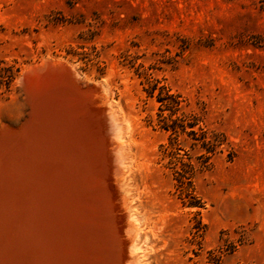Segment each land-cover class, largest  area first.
<instances>
[{
	"label": "rangeland",
	"instance_id": "1",
	"mask_svg": "<svg viewBox=\"0 0 264 264\" xmlns=\"http://www.w3.org/2000/svg\"><path fill=\"white\" fill-rule=\"evenodd\" d=\"M0 62L19 70L0 94V133L27 128L0 136V159L45 153L71 158L76 171L47 185L19 167L38 182L26 188L7 175L23 189L0 191V209H10L0 210V264H264V0H0ZM49 65L68 70L78 95H49L38 117L41 103L27 102L37 93L21 81ZM166 91L180 96L177 116H196L194 131L224 137L187 191L159 123L170 114L157 101ZM180 141L183 161L187 152L200 164V145ZM30 186L38 197L25 195ZM96 217L112 240L97 235Z\"/></svg>",
	"mask_w": 264,
	"mask_h": 264
},
{
	"label": "trees",
	"instance_id": "2",
	"mask_svg": "<svg viewBox=\"0 0 264 264\" xmlns=\"http://www.w3.org/2000/svg\"><path fill=\"white\" fill-rule=\"evenodd\" d=\"M17 73H19L18 69L0 62V94L10 91ZM158 96L159 98L157 101L161 104V107H164L165 110L170 112L167 116H163L162 113L158 114L161 128L166 132H170L168 138L169 146L165 151L169 153L175 162L180 163V171L176 172L175 179L178 189L187 191L192 187V178L196 171L201 167L207 168V166L210 165V160L217 153V149L223 144L224 137L220 135V137H222L221 140L219 135H209L207 131L202 128H199V133L194 131L193 128L198 123L195 115L190 114L185 116L182 114L181 116H177V112L182 109L180 96L169 94V91H166L164 96H162L161 93H159ZM161 107L159 109L160 111H162ZM186 128L190 130L186 131ZM183 134L191 139L189 143L190 149H193L199 144L200 148L204 151L203 154L197 157V159L200 160V164H196L187 152L184 154L186 156V162H184L183 156L178 153L177 150L179 148L177 147L181 145L180 136Z\"/></svg>",
	"mask_w": 264,
	"mask_h": 264
},
{
	"label": "bare ground",
	"instance_id": "3",
	"mask_svg": "<svg viewBox=\"0 0 264 264\" xmlns=\"http://www.w3.org/2000/svg\"><path fill=\"white\" fill-rule=\"evenodd\" d=\"M46 63V62H45ZM46 65V64H45ZM67 65V64H66ZM61 66V65H60ZM32 68V67H31ZM34 68V67H33ZM32 68V69H33ZM43 68V67H42ZM71 70H73V68L71 69ZM24 74V73H23ZM72 77V76H71ZM77 77V76H76ZM55 96H56V93L54 94ZM58 95H59V93H58ZM53 96V95H52ZM51 96V97H52ZM57 97V96H56ZM60 99V98H59ZM64 99V98H63ZM50 100V99H49ZM58 100V99H57ZM56 100V98H55V101H57ZM55 101H54V103H55ZM65 101V100H64ZM68 103V102H67ZM64 105V104H63ZM53 106V105H52ZM54 106H57L56 104L54 105ZM62 106V105H61ZM65 106V105H64ZM37 107V106H36ZM36 107H35V109H36ZM51 107V106H50ZM59 107V106H58ZM66 107V106H65ZM38 108V107H37ZM51 109H52V107H51ZM66 110V109H65ZM40 111V110H39ZM52 111V110H51ZM54 111H55V109H54ZM79 111V110H78ZM73 112V111H72ZM44 113V112H43ZM51 112H49V114H50ZM52 113H54V112H52ZM52 113L50 114V115H52ZM57 113V112H56ZM76 113V112H75ZM66 114H67V112H66ZM54 115V114H53ZM43 117H46V116H43ZM55 117V116H54ZM63 117V116H62ZM56 118V117H55ZM65 118V117H64ZM44 119V118H43ZM57 119V118H56ZM40 120V119H39ZM55 120V119H54ZM66 120V119H65ZM62 121V120H61ZM42 122V121H41ZM49 122V121H48ZM72 122V121H71ZM74 122V121H73ZM36 123V122H35ZM53 123V122H52ZM34 124V123H33ZM51 124V123H50ZM50 124H49V126H50ZM71 124V123H70ZM38 125V124H37ZM43 125V124H42ZM54 125V124H53ZM53 125H51V126H53ZM35 126V125H34ZM33 126V127H34ZM44 126V125H43ZM55 126H58V125H55ZM41 127V126H40ZM47 127V126H46ZM50 128V127H49ZM53 128V127H52ZM59 128V127H58ZM8 129V128H7ZM10 129V128H9ZM33 129V128H32ZM35 129V128H34ZM33 129V130H34ZM37 129V128H36ZM36 129H35V131L34 132H36ZM47 129V128H46ZM48 130V129H47ZM50 130V129H49ZM80 129H78V131H79ZM33 132V133H34ZM39 132H40V130L38 131V134H39ZM44 133H46L45 131H44ZM49 133V132H48ZM37 134V135H38ZM49 134H51V132L49 133ZM42 135L44 136V134H43V132H42ZM48 135V134H47ZM72 135V134H71ZM26 136V135H25ZM28 136H30V135H28ZM40 136V135H39ZM43 136H41V137H43ZM73 136V135H72ZM27 137V136H26ZM41 137H40V139H41ZM47 137V136H46ZM112 137V136H111ZM29 139V138H28ZM35 140H38V142H39V139H37V138H34ZM33 139V141H35ZM9 140V139H8ZM45 140V139H44ZM49 140V139H48ZM52 140V139H51ZM23 141V140H22ZM33 141H32V143H33ZM53 141V140H52ZM43 142V140H41V143ZM47 142V141H46ZM57 142V141H56ZM59 142V141H58ZM61 142V141H60ZM87 142V141H86ZM23 143H24V141H23ZM23 143H21V144H23ZM31 143V144H32ZM50 143H51V141H50ZM63 143V142H62ZM80 143V142H79ZM7 144V143H6ZM19 144H20V142H19ZM25 144V143H24ZM33 144H35V143H33ZM49 144V143H48ZM48 144H46V145H48ZM55 144V143H54ZM87 144V143H86ZM90 144V143H89ZM45 145V146H46ZM60 145H62L61 143H60ZM93 145V144H92ZM36 146V145H35ZM44 146V145H43ZM43 146H40L42 149H44L43 148ZM56 146H57V144H56ZM67 146H69V145H67ZM66 146V147H67ZM74 146V145H73ZM73 146H72V148H73ZM15 147H17V145L15 146L14 145V147L13 148H15ZM20 147H22V146H20ZM20 147H17V148H20ZM33 147V146H32ZM47 147V146H46ZM28 148V147H27ZM38 148V147H37ZM49 148V147H48ZM79 148V147H78ZM77 148V149H78ZM84 148V147H83ZM80 149V148H79ZM78 149V150H79ZM82 149V148H81ZM92 149V148H91ZM94 149V148H93ZM93 149H92V151H93ZM5 150V149H4ZM16 150V149H15ZM19 150V149H18ZM57 150V149H56ZM83 150V149H82ZM84 150H85V148H84ZM13 151V150H12ZM20 151L22 152L23 151V149L21 150L20 149ZM27 151V150H26ZM47 151V150H46ZM91 151V153H93ZM38 152V151H37ZM40 152V151H39ZM44 152H45V150H44ZM49 152V151H48ZM52 152V151H51ZM27 153H29V152H27ZM27 153L25 154L24 153V151L21 153V155H16L15 157L14 156H12V160H10L11 162V166H10V164H9V160L6 162V160L5 159H0V175H2L3 177L0 179L1 181H0V188H1V193H6V192H9L10 191V193L12 192L13 193V197H14V195L16 194V196L17 197H19V193H20V191L23 189V188H21V190L20 189H18V185L19 184H22V186L23 185H27L28 184V186H29V184L31 183V182H29L30 180H32V181H36V183H38V182H44V181H46V180H49L48 182H51V181H54L55 180V178H57L56 176H61V178H62V176H65V177H63V179L65 178V180H66V183L67 182H69V180H73V179H71V176H72V178H74V175L76 174L75 172L76 171H74L73 170V166H72V159L71 158H66V159H64V158H60V159H58V160H55V161H53V159L52 160H50V159H46L45 157H44V155H45V153H44V155L43 154H39L36 158H34V159H30L29 158V156H27ZM31 153H32V150H31ZM35 153V152H34ZM33 153V154H34ZM50 153V152H49ZM95 153V152H94ZM13 154V153H12ZM33 154H31L32 156H33ZM52 154V153H51ZM58 154H60V153H58ZM58 154H56V155H58ZM67 154V153H66ZM96 154V153H95ZM30 155V154H29ZM48 155V154H47ZM8 156V155H7ZM34 156H36V154H34ZM33 156V157H34ZM49 156V155H48ZM69 156V155H68ZM1 157V156H0ZM48 158H51V157H48ZM95 166V165H94ZM11 167V168H10ZM12 167L14 168V167H16L14 170H16V174H18V175H16L15 174V172L12 170ZM19 167L22 169V167L23 168H25V169H27L26 170V172L28 171V174L30 173V175L32 174V175H34V177H36L35 175H37L40 179H42V180H39V178L37 179L38 180V182H37V180H35V178H33V179H30L29 181L27 180H25L26 179V177L25 176H23L22 175V173L20 172V171H22V170H20L19 169ZM58 167V169H56ZM87 167V166H86ZM89 167V166H88ZM59 168H61V169H59ZM77 168V167H76ZM98 169V168H97ZM71 170H73V171H71ZM81 170V169H80ZM84 170H85V168H84ZM87 170H90V169H87ZM78 171V170H77ZM91 171H92V169H91ZM90 171V172H91ZM20 172V173H19ZM23 172V171H22ZM70 172H72L71 174H70ZM24 173V172H23ZM80 173V172H79ZM92 173V172H91ZM5 174H6V177H7V175H9V176H11V177H16V178H14L15 179V181H16V179L19 181V183L17 184V186L15 185V183H13V181H10L11 179H8V177L6 178V177H4L5 176ZM103 174V173H102ZM31 175V176H32ZM30 176V177H31ZM69 176V177H68ZM92 176V174H90V177ZM29 177V176H28ZM93 177H95V176H92V181H93ZM10 178V177H9ZM82 178V177H81ZM84 178H85V175H84ZM60 179V178H59ZM58 179V180H59ZM80 180V179H79ZM17 181V182H18ZM75 181V180H74ZM77 181H78V179H77ZM77 181H75V182H77ZM47 182V181H46ZM48 182H47V185H48ZM34 183V182H33ZM32 183V184H33ZM74 183V182H73ZM86 183V182H85ZM35 184V183H34ZM54 184V183H53ZM68 184V183H67ZM78 184V183H77ZM87 184V183H86ZM39 185H40V183H39ZM44 185V184H43ZM42 185V183H41V186H43ZM52 185V184H51ZM57 185V184H56ZM96 185V184H95ZM20 186V185H19ZM34 186V185H33ZM31 187L30 186V188L28 189V193H26L25 195H32L33 194V196H34V193H36V192H34V193H32V191H33V188L34 187ZM82 186V185H81ZM24 187V186H23ZM38 187V186H37ZM40 187V186H39ZM43 187H45V186H43ZM63 187H65V186H63ZM79 187V186H78ZM24 188H26V187H24ZM70 187H68V189H69ZM79 188H82V187H79ZM30 189H31V191H30ZM36 189V188H35ZM41 189V188H40ZM46 189V188H45ZM47 189H49V187L47 188ZM46 189V190H47ZM50 189H52V188H50ZM37 190V189H36ZM60 190V189H59ZM70 190V189H69ZM24 191V190H23ZM30 191V192H29ZM56 191V190H55ZM79 191H80V189H79ZM83 191V190H82ZM86 191V190H85ZM84 191V192H85ZM39 189H38V191H37V194L39 195ZM43 192L45 193V191L43 190ZM66 192H68V191H66ZM88 192V191H87ZM10 193H8V194H10ZM32 193V194H31ZM43 193V194H44ZM48 194H49V192H47ZM51 193V192H50ZM57 193V192H56ZM41 194V193H40ZM42 194V195H43ZM60 194V193H59ZM83 194V193H82ZM2 195V194H1ZM0 195V196H1ZM41 195V197H44L45 195L47 196V194H44L43 196ZM50 195V194H49ZM62 195V194H61ZM60 195V196H61ZM79 195V194H78ZM85 195H87L86 193H85ZM92 195V194H91ZM23 196H24V194H23ZM45 196V197H46ZM51 197H53L52 195H50ZM49 196V197H50ZM55 196H56V194H55ZM67 196V195H66ZM71 196H74V195H70V197ZM77 196V195H76ZM75 196V197H76ZM82 196H84V195H82ZM93 196V195H92ZM25 197V196H24ZM23 197V198H24ZM34 197H38V196H34ZM40 197V198H41ZM48 196H47V199L49 198ZM88 197H90L89 195H88ZM22 198V197H21ZM54 198V197H53ZM63 198V197H62ZM61 198V199H62ZM82 198V197H81ZM85 198V197H84ZM95 198V197H94ZM9 200H10V195H9V198H8ZM8 199H7V201H8ZM35 199H37V198H35ZM50 199V198H49ZM48 199V200H49ZM56 199H58V198H56ZM76 199V198H75ZM78 199V198H77ZM13 200V199H12ZM17 200V199H16ZM19 200V199H18ZM23 200H25V199H23ZM22 200V201H23ZM34 200V199H33ZM43 200V199H42ZM44 200H45V198H44ZM43 200V201H44ZM65 200V199H64ZM63 200V201H64ZM85 200H86V198H85ZM6 201V202H7ZM21 201V200H20ZM39 201V200H38ZM63 201H61V203L63 202ZM81 201H83V200H81ZM81 201H80V203H81ZM89 201H90V199H89ZM89 201H87V202H89ZM13 201H11L10 203H12ZM31 203L32 202H34V201H30ZM45 202V201H44ZM48 202V201H47ZM55 202H57V201H55ZM65 202V201H64ZM67 202V201H66ZM65 202V203H66ZM74 202H75V200H74ZM5 203V202H4ZM9 202L7 203V206H8V204H10ZM17 203V202H16ZM42 203V202H41ZM58 203H60V202H58ZM57 203V204H58ZM83 203V202H82ZM85 203H86V201H85ZM91 203H92V201H91ZM21 204V203H20ZM33 204V203H32ZM31 204V206H33ZM93 204V203H92ZM100 204H101V202H100ZM12 204H10V206H11ZM22 205H23V203H22ZM44 205H46V203H44L43 204V206L42 207H44ZM59 205V204H58ZM62 205H63V203H62ZM76 205V204H75ZM89 205V204H88ZM106 205H108V204H106ZM10 206H8V207H10ZM13 206H14V204H13ZM29 206V205H28ZM29 207V210H30V214H28V215H30V217H31V219H33V216H32V214H33V208L32 207ZM65 206H66V204H65ZM78 206V205H77ZM102 206V205H101ZM4 207V206H3ZM60 207V206H59ZM81 207V206H80ZM87 207V206H86ZM86 207H84V208H86ZM12 208V207H11ZM39 208V207H38ZM40 208H41V206H40ZM61 208V207H60ZM82 208V207H81ZM89 208H90V205H89ZM6 209V208H5ZM21 209V208H20ZM19 209V210H20ZM46 209V208H45ZM48 209V208H47ZM61 209H64V208H61ZM0 210H3V209H0ZM9 211H10V209H8ZM7 210V211H8ZM14 210V209H13ZM16 210V209H15ZM27 210H28V208H27ZM29 210H28V212L27 213H29ZM41 210V209H40ZM7 212L6 210H3V212ZM17 211H18V209H17ZM38 211V210H37ZM65 211V210H64ZM68 211V210H67ZM82 211V210H81ZM81 211H80V213H81ZM89 211H90V213H91V210L89 209ZM11 212H13L12 210H11ZM10 212V213H11ZM41 212V211H40ZM39 212V213H40ZM43 212V211H42ZM45 212V211H44ZM66 212V211H65ZM83 212V211H82ZM86 212V209H85V211L83 212V213H85ZM93 212V211H92ZM9 213V214H10ZM16 213V212H15ZM15 213H11V214H13V216H14V214ZM20 213V212H19ZM95 213V212H94ZM5 214H8V213H5ZM8 214V215H9ZM89 214V213H88ZM91 214H93V213H91ZM90 214V215H91ZM96 214V213H95ZM3 215V214H2ZM19 215V214H18ZM27 215V216H28ZM62 215H63V212H62ZM85 215H87V214H85ZM4 216H6V215H4ZM10 216V215H9ZM42 216V215H41ZM47 216V215H46ZM96 216V215H95ZM2 216H0V218H1ZM21 217V216H20ZM24 217V216H23ZM55 217V216H54ZM81 217V216H80ZM87 217H89V215L87 216ZM6 218L8 219L9 217H7L6 216ZM11 218V217H10ZM27 218H29V217H27ZM35 218H36V216H35ZM35 218L33 219V221L35 220ZM92 218H94V214H93V216H92ZM3 219H5V218H3ZM13 219V218H12ZM11 219V220H12ZM30 219V218H29ZM38 219H40L41 220V218H38ZM96 219V218H95ZM2 221V220H1ZM9 221V220H8ZM14 221V220H13ZM32 221V220H31ZM88 221V220H87ZM3 222V221H2ZM36 222H37V220H36ZM89 222V221H88ZM1 223V222H0ZM17 224H18V222H16ZM15 223V224H16ZM23 223V222H22ZM26 222H25V220H24V224H25ZM30 223V222H29ZM32 223V222H31ZM49 223V222H48ZM5 224H8V223H5ZM9 224H11V223H9ZM23 224V225H24ZM36 224V223H35ZM21 225V224H20ZM19 225V226H20ZM22 225V226H23ZM6 226H8V225H6ZM17 226V225H16ZM18 226V227H19ZM33 226V225H32ZM53 227V226H52ZM82 227V226H81ZM4 227L2 226V229H3ZM20 228H22V227H20ZM25 228V227H24ZM24 228H23V230H24ZM28 229V228H27ZM9 230V229H8ZM20 230V229H19ZM3 231V230H2ZM34 231V230H33ZM22 232H24V231H22ZM8 233H9V231H8ZM80 233V232H79ZM24 234V233H23ZM61 234V233H60ZM73 234V233H72ZM19 235H21V234H19ZM98 235V234H97ZM115 235V234H114ZM18 237V236H17ZM34 237V236H33ZM21 238V237H20ZM44 239V238H43ZM94 239V238H93ZM104 239V238H103ZM117 239V238H116ZM5 240V239H4ZM20 240V239H19ZM102 240V239H101ZM105 240V239H104ZM103 240V241H104ZM13 241V240H12ZM71 241V240H70ZM92 241V240H91ZM20 243V242H19ZM24 243V242H23ZM95 243H97V242H95ZM108 243V242H107ZM111 243V242H110ZM90 244V243H89ZM88 244V245H89ZM106 244V243H105ZM8 245V244H7ZM21 245H22V240H21ZM50 245V244H49ZM93 245V244H92ZM97 247H98V244H95ZM102 245H104L103 244V242H102ZM111 245H112V243H111ZM20 245H18V247H19ZM31 246V245H30ZM33 246V245H32ZM85 246V245H84ZM91 246V245H90ZM106 246V245H105ZM105 246H103L104 248L103 249H105ZM109 246H110V244H109ZM108 246V247H109ZM89 247V246H88ZM107 247V246H106ZM8 248H10V247H8ZM8 248H5V250H7ZM21 248L23 249V246H21ZM94 248L95 247H93V250H94ZM102 248V247H101ZM113 248V247H112ZM114 248H118V247H114ZM113 248V249H114ZM44 249H45V247H44ZM49 249V248H48ZM109 249V248H108ZM107 249V250H108ZM128 249V248H127ZM19 250H20V248H19ZM31 250V249H30ZM36 250V249H35ZM91 250V249H90ZM89 250V251H90ZM110 250V249H109ZM9 251V250H8ZM20 251H22V250H20ZM24 251V250H23ZM22 251V252H23ZM38 251H39V249H38ZM37 251V252H38ZM84 251V250H83ZM96 251V250H95ZM95 251H93V253H92V255L94 254V252ZM98 251V250H97ZM114 251V250H113ZM112 251V252H113ZM118 251V250H117ZM27 252V250L25 249V253ZM32 252V251H31ZM45 252V251H44ZM92 252V251H91ZM103 252V251H102ZM105 252H107L106 250H105ZM108 252H111V251H108ZM5 253H7L6 251H5ZM48 253V252H47ZM90 253V252H89ZM101 253V252H100ZM4 254V253H3ZM30 254V253H29ZM103 254H105L104 256H107L106 255V253H103ZM110 254V253H109ZM2 255V253L0 254V259H1V256ZM13 253L11 254V256H9V254H8V256L11 258H13ZM25 255H28V254H25ZM24 255V256H25ZM91 255V256H92ZM95 255V254H94ZM22 256H23V254H22ZM96 256V255H95ZM95 256L93 257V258H95ZM101 256H102V254H101ZM100 256V257H101ZM4 257V256H3ZM99 257V258H100ZM103 257V256H102ZM7 258V257H6ZM24 258V257H23ZM99 258H98V260H99ZM106 258V257H105ZM104 258V259H105ZM28 259H29V256H28ZM43 259V258H42ZM110 259V258H109ZM24 260H25V258H24ZM40 260V259H39ZM97 260V259H96ZM101 260H103V259H101ZM100 260V261H101ZM114 260V259H113ZM113 260L112 261H110L109 263H112L113 264ZM27 261V260H26ZM99 261V262H100ZM31 262V261H30ZM32 262H33V260H32ZM115 262L117 263V260H115ZM21 263H22V260H21ZM53 263V262H52ZM102 263H104L105 264V261L104 262H102ZM101 263V264H102ZM24 264V263H23ZM26 264H28V262H26ZM30 264V263H29ZM120 264V263H119Z\"/></svg>",
	"mask_w": 264,
	"mask_h": 264
},
{
	"label": "water",
	"instance_id": "4",
	"mask_svg": "<svg viewBox=\"0 0 264 264\" xmlns=\"http://www.w3.org/2000/svg\"><path fill=\"white\" fill-rule=\"evenodd\" d=\"M21 87L24 91V93H28V91L33 90L35 91V93L33 95L32 101L28 98L27 102L31 105H37L41 103L42 106H38L39 108L36 107V115L39 117L40 113L38 112V109L42 110L43 112L45 111V107L47 106L46 100L48 99L49 95H53L55 92H59V97L62 96L63 98L66 97H75L78 95L77 90L75 89V85L73 84V81L70 77V74L68 72V70L64 67H57L54 68L52 66L49 65V67H47L46 70H40V69H34L32 71L27 72L26 74H24L23 79L21 81ZM37 95V96H36ZM66 96V97H65ZM59 97H54L56 99H59ZM49 101V100H48ZM36 103V104H35ZM38 123V120H37ZM40 123V122H39ZM39 125V124H38ZM26 127H23L20 134L18 133H12L9 131H3L0 133L1 135H5L3 136L4 138L6 137H10L12 136H16V137H21L22 135H26ZM97 219V234L99 233V235L102 234L103 230H105V232H103L104 235H107L108 238L110 239V230L106 226L107 222L105 221V219H101L96 217ZM105 227V228H103ZM110 236V237H109ZM112 240V237H111ZM116 259V258H115Z\"/></svg>",
	"mask_w": 264,
	"mask_h": 264
}]
</instances>
